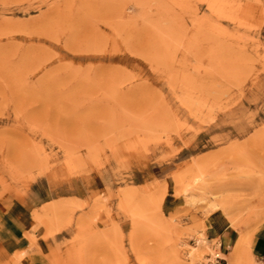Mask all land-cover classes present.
Masks as SVG:
<instances>
[{"label": "rangeland", "instance_id": "obj_1", "mask_svg": "<svg viewBox=\"0 0 264 264\" xmlns=\"http://www.w3.org/2000/svg\"><path fill=\"white\" fill-rule=\"evenodd\" d=\"M263 232L264 0H0V264H256Z\"/></svg>", "mask_w": 264, "mask_h": 264}, {"label": "crops", "instance_id": "obj_2", "mask_svg": "<svg viewBox=\"0 0 264 264\" xmlns=\"http://www.w3.org/2000/svg\"><path fill=\"white\" fill-rule=\"evenodd\" d=\"M214 224H215L217 231L222 232V230H224L223 231V237H224L225 231H226L225 230L226 222L223 219L216 218V221ZM228 238L230 240V236ZM239 238L235 241L232 249L227 254L229 255V258H230V261H229L230 264H232V262L237 261L240 255V251L243 247L240 245L241 241L237 243ZM250 255L256 264H264V232L260 233L252 242Z\"/></svg>", "mask_w": 264, "mask_h": 264}, {"label": "built area", "instance_id": "obj_3", "mask_svg": "<svg viewBox=\"0 0 264 264\" xmlns=\"http://www.w3.org/2000/svg\"><path fill=\"white\" fill-rule=\"evenodd\" d=\"M224 255L221 244L219 243L212 253L207 256L206 262L200 264H226Z\"/></svg>", "mask_w": 264, "mask_h": 264}, {"label": "bare ground", "instance_id": "obj_4", "mask_svg": "<svg viewBox=\"0 0 264 264\" xmlns=\"http://www.w3.org/2000/svg\"><path fill=\"white\" fill-rule=\"evenodd\" d=\"M227 198V197H226ZM229 206V205H228ZM228 206H227V208H228ZM223 207H224V205H223ZM230 210V209H229ZM227 211H228V209H227ZM229 214V213H228ZM240 245H241V243H240ZM232 258V257H231ZM224 259H225V261H226V264H227V260H226V258H225V255H224ZM230 264V263H229Z\"/></svg>", "mask_w": 264, "mask_h": 264}]
</instances>
